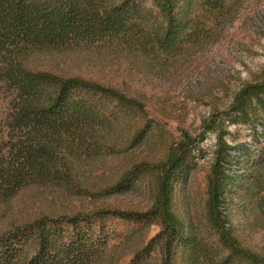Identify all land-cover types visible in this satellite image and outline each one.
Returning <instances> with one entry per match:
<instances>
[{
    "label": "rangeland",
    "instance_id": "rangeland-1",
    "mask_svg": "<svg viewBox=\"0 0 264 264\" xmlns=\"http://www.w3.org/2000/svg\"><path fill=\"white\" fill-rule=\"evenodd\" d=\"M124 0H105L118 5ZM159 16L156 0H137ZM180 23L199 29V39L170 56L120 62L105 50L72 49L33 54L26 66L62 77L101 80L144 107L106 102L117 119L102 133L100 158L72 162L64 188H29L0 204V233L29 228L40 218L81 214L100 255L93 264H161L157 221L132 222L101 209L147 212L158 191V166L184 134L193 152L172 182L171 210L179 233L174 264H198L195 248L226 256L208 217V184L218 151L223 160L221 212L225 228L240 247L264 257V95L236 100L248 86L264 81V0H174ZM218 5V8H213ZM159 20V19H158ZM132 59V58H131ZM246 95V94H245ZM0 93V120L6 110ZM62 222H56L59 225ZM91 231V233L89 232ZM28 251L33 252L31 239ZM232 264H246L232 258Z\"/></svg>",
    "mask_w": 264,
    "mask_h": 264
},
{
    "label": "trees",
    "instance_id": "trees-1",
    "mask_svg": "<svg viewBox=\"0 0 264 264\" xmlns=\"http://www.w3.org/2000/svg\"><path fill=\"white\" fill-rule=\"evenodd\" d=\"M137 0L111 6L105 0H0V93L6 110L0 120V204L29 188H64L73 178L72 162L100 158L102 133L111 129L117 115L106 106L128 109L143 105L101 80L62 77L26 66L35 53L72 49L105 50L120 62L149 60L159 52L176 55L183 44L199 39V29L183 24L175 14L174 0H156L159 16L140 9ZM214 5L213 8H218ZM159 19V20H158ZM132 58V59H131ZM246 94V95H245ZM264 81L247 87L241 98L262 99ZM174 145L158 166V191L147 212L123 213L101 209L97 219L115 216L125 221L161 224L155 238L161 264H174L178 222L171 210L172 182L193 152L191 138ZM218 151L209 177L208 217L219 233L226 256L209 255L206 244L195 248L198 264H264V257L240 247L222 219L223 160ZM264 215V195L259 199ZM81 214L53 220L44 216L29 228L16 226L0 233V264H93L101 254L94 234ZM56 222H62L56 224ZM34 245L28 251V242Z\"/></svg>",
    "mask_w": 264,
    "mask_h": 264
}]
</instances>
